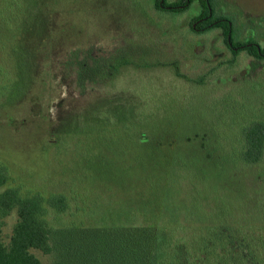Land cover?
Returning <instances> with one entry per match:
<instances>
[{"label": "rangeland", "instance_id": "rangeland-1", "mask_svg": "<svg viewBox=\"0 0 264 264\" xmlns=\"http://www.w3.org/2000/svg\"><path fill=\"white\" fill-rule=\"evenodd\" d=\"M231 1L253 17L246 35L263 43L264 0ZM153 2L61 0L56 21L63 36L85 28L91 41L110 38L114 48L127 43L145 54L115 58V49L111 78L84 89L73 66L54 74L61 80L50 126L38 117L35 90L45 44L39 48L34 36L46 13L27 7L20 39L0 40V163L21 191L64 196V209L46 218L71 264H128L118 245L122 231L150 225L165 239L196 234L207 223L242 227L263 238L264 250V151L259 163L241 159L245 130L264 127V60L248 67L246 53L233 58L217 30L193 32L196 8L175 14ZM65 49L62 40L59 56ZM130 60L137 66L123 65ZM25 112L38 118L13 129ZM4 115L15 118L12 127ZM13 222L6 218L4 234ZM75 233L78 245L70 242ZM34 253L45 264L59 259L57 249Z\"/></svg>", "mask_w": 264, "mask_h": 264}, {"label": "trees", "instance_id": "trees-1", "mask_svg": "<svg viewBox=\"0 0 264 264\" xmlns=\"http://www.w3.org/2000/svg\"><path fill=\"white\" fill-rule=\"evenodd\" d=\"M60 3L61 0H0V40L13 39L18 41L20 39L22 31L25 30V20L22 18V13L27 7L30 6L38 12L46 13L45 24L41 21L39 33L34 36V39L39 42V48L45 44L44 52L40 56L43 60L42 68L37 77L38 85L35 87L37 101L42 111L45 107L51 106L55 87L61 80L57 75L53 77L59 69L56 66V61L60 59V42L65 40L67 46L76 42L70 39L81 38L85 41L89 40L88 38L92 39L89 29L85 28L74 33H68V35L64 34V36L63 33H60L65 31L64 27L57 25L56 21L57 15L60 13ZM201 3L205 8L204 0ZM65 10L67 9L64 8ZM251 54L257 57L259 55L258 49L255 48ZM92 61L93 64L89 71L82 68L83 61H79L77 64L79 70L76 82L82 89L86 86V81H90L89 83L94 85L111 78L104 70L106 63L101 57ZM123 65L127 67L137 66L131 60L123 62ZM175 73L179 75L177 71ZM188 80L193 83H201V80L190 78ZM29 115V112H25L21 120H18L17 123L19 124H16V130L21 127L20 124H26L27 119L40 117L39 115L38 117H30ZM3 117L7 118L6 122L12 127L11 121L15 118L5 115ZM1 123L0 120V131L3 130ZM263 131L264 127L260 124L250 126L245 130V149L241 153V159L244 162L259 163L261 161V153L262 150L264 151ZM255 132H257L256 139L253 137ZM191 149L193 148H190L189 151ZM198 149L193 150L194 154L197 155ZM237 172L241 173L242 169L239 168ZM256 172L257 170H251L250 174L256 176ZM262 177L264 174H261V179ZM246 179L248 180V175H246ZM240 182L241 184L238 186H244L245 182L242 178ZM63 202L64 196L60 194L47 195L46 197L38 190L21 191L20 187L10 183L9 172L6 166L0 163V264H45L34 251L48 255L53 253L55 249L59 252V259L50 264H71L68 260L71 258H66L61 253L60 232L49 227L46 218L49 211L58 213L63 210ZM10 215L14 216V222L10 232L4 234L3 227L6 218ZM205 227L198 226V232L193 235L186 234V231L179 237L169 234L167 239L159 237L160 233H164L152 225L127 228L122 231L123 237H121L122 240L118 245L121 250L123 248L126 250L125 258L129 261L128 264H264V259H262L264 258L262 255L264 250L261 241L263 238L254 237L249 229H246L243 234L242 227H240V231H238L239 229L235 231L228 224L223 223H216L215 225L207 223ZM100 232L103 230L101 229ZM70 242L78 245L76 233L73 238L71 237ZM256 245L261 248L260 251L259 248L258 250L255 249L254 246ZM80 255L82 254L80 253Z\"/></svg>", "mask_w": 264, "mask_h": 264}, {"label": "flooded vegetation", "instance_id": "flooded-vegetation-1", "mask_svg": "<svg viewBox=\"0 0 264 264\" xmlns=\"http://www.w3.org/2000/svg\"><path fill=\"white\" fill-rule=\"evenodd\" d=\"M201 2L202 0H154L153 5L156 9L173 12L175 14L188 12L196 8L197 10L191 16V30L193 32L203 33L208 29L217 30L223 39L224 47L231 53L233 58L236 57L238 53H246L247 57H249L248 67H251L253 62L260 63L261 60H264V35L263 43L258 42L255 40V37H251V35H246V32L251 30V26L254 25L251 21V18L253 17L250 16V14L243 12L237 4L231 0H204L206 9ZM228 5H230V7H228ZM223 6L230 10L223 11ZM229 17L233 19L234 23ZM262 20H264V18H261V21ZM133 43L134 42H131V45ZM113 45L114 44L110 38L107 39L106 43L97 42L96 40H83L81 41V44L76 43L75 45H68L66 46V51L60 55V59L56 61V66L59 68L57 73L61 76V74L69 70L68 68L70 66H73L72 71H74L76 81L77 72L79 70L77 64L79 61H83L82 68L89 71L93 64L92 60L101 57L106 63L104 70H106L108 74H111L113 64L109 61V58L113 56L112 54H114L115 49H120L119 53H121L117 54L115 58H122L123 54L124 57L127 58L135 57L139 54L140 59L141 56L145 54V52H142L139 49H137V52L134 49L130 50L132 47L129 49L127 43L118 46V49L114 48ZM255 48H257L259 52L257 57L251 54ZM257 60L259 62H257ZM89 82L90 81H86L85 85L90 84ZM76 86L80 89L77 82ZM89 87H93V84L89 85ZM52 110V106H47L43 109L42 115H40V117L44 115V117L47 118L46 124L49 126L52 122ZM13 129H15V127ZM46 132L47 130L44 134H46Z\"/></svg>", "mask_w": 264, "mask_h": 264}]
</instances>
